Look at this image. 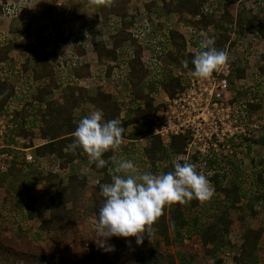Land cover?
<instances>
[{
  "label": "trees",
  "instance_id": "trees-1",
  "mask_svg": "<svg viewBox=\"0 0 264 264\" xmlns=\"http://www.w3.org/2000/svg\"><path fill=\"white\" fill-rule=\"evenodd\" d=\"M95 2L101 3L99 0ZM130 4L131 0H112L102 8V15H99V17H102L105 22L113 24L116 32L122 26V43L131 42L134 45V54L133 57L128 59L127 66L131 92L134 100L140 104L136 109L129 108L124 110L122 105L114 100L110 93L103 91L101 86L98 87L96 95H90L88 87H91L92 83L85 80L90 77L89 71L92 65L88 61L81 63L78 59L75 63L79 65L80 69L75 71L73 84H68V88L72 86L74 88L72 87V90H67V92L69 91L67 97L58 96V99L53 98L45 102V98L50 93L46 91V87L50 85L44 87L46 85L44 82L38 83L37 94L31 95V100L37 103V111L41 113L40 121L42 126L39 127V137L49 140L48 143L36 149V156L39 159L51 156L53 161L58 159L61 170H67L68 166L80 157L83 152L79 147H76L73 152L64 153L67 144H72L74 139L72 133L79 122L76 121L74 113L81 106L90 104L96 110H101L105 121L109 119L122 120L121 126L125 129L140 121L149 130L152 128L153 118L161 108V106L156 104L157 93L155 94V92L157 91L154 88L155 83L150 80L154 74V70L151 69V64L143 60L145 51L149 48L139 44L134 34L126 29L128 26L134 25V20L138 16L137 13H135V16L129 15ZM205 4L213 5L220 17L205 12L203 9ZM143 5L147 15L156 14L158 18L175 15L179 20L190 21V24L193 26V33L189 39V36L181 31L172 29L169 24H158L160 32L165 31L164 36L167 37V60L177 67H184V69L189 70V73L193 68L191 64L193 55L201 50L199 48L202 41L200 34L215 38L214 41L210 42L209 47H215L217 50L225 51L228 47L230 50L235 48L241 49L242 44H244L245 48H251L250 43H245L244 41L241 43L238 38V36L244 33L245 25L255 27V22L258 19L257 16H250L248 19L244 18L248 10L245 0H146L145 2L143 1ZM29 27L30 23H25L24 29L21 32L28 35ZM238 27V36L236 37L235 35L233 37ZM259 27H261V40L263 39L264 42L263 21L259 22ZM117 33L110 36L112 40L111 48L107 47L105 41H98L96 34L93 35L92 51L94 60H97L98 63L106 64V74L108 77H111L116 69H120L117 64L119 50V35ZM160 44L162 46L164 42L162 41ZM9 47H12V45ZM254 47L260 59L257 75L259 79H264V44L262 45L260 42H257ZM9 52L10 50L8 52L0 50V66L10 63ZM82 53L84 52L82 51ZM47 55L46 53L44 54L45 57ZM237 57L238 60L233 62L235 65L234 74L237 79H245L249 72V69H247L248 62H242L239 60L240 57ZM13 68V64H10V72H5L4 77L0 78V114L8 112L10 102L16 96L18 89L16 73L28 72V68H24V66L21 71L16 72ZM46 72L50 76H53V67L50 66ZM147 80L150 81L148 85L149 91L143 92L140 90V85ZM185 80L186 77L174 73L163 80L161 86L164 92L173 98L183 90ZM82 81L85 84H80ZM28 104L27 107L15 111L14 116L20 117L23 120L19 128V134H23L28 139L33 140L34 136L30 129H28V119L26 118V113L27 115L31 114L28 110L33 109V105L31 106V103ZM43 105L45 107L42 109ZM261 106L259 102H248L247 110L255 113L261 109ZM124 112L134 113V116L128 120H123L121 119V115ZM124 135L125 132L122 133V136ZM129 137L132 140L137 139L139 132L130 133ZM246 140L249 141L248 139ZM148 144V147L146 145L143 147V152L147 161L152 165L153 173H156L155 169H157V166H162L166 162L167 164L163 172H167L172 169V161L184 153L186 138L182 136L174 137L171 143L167 144L160 137L152 136ZM112 155L113 153L109 151L104 154V158L108 160ZM215 161L217 160H212L209 164L214 165L216 164ZM103 172L105 173L104 177L95 187H88L87 181L79 178L77 175H70L65 185L61 183L49 195L50 219L45 224H42V230L55 231L52 229L53 227L57 230L64 223L73 222L78 210H82L84 217L91 216L97 218L99 208L102 205V197L99 196L100 185L110 182L108 168H104ZM255 173H257V175L255 174L256 183L251 181L249 184H246L247 180L240 181L234 179L230 187H225L224 183L229 172L227 173V171H224L220 167L215 168L210 166L206 175L216 185L213 189L215 197L212 196L205 204H201V201L193 199L187 202L188 206L186 208L185 203L171 204L172 209L170 210L168 206H165L161 216L157 218L152 226L151 234L149 237L145 236V238L153 237L155 239L154 246L144 248L130 247L120 238H115L118 245L117 249L122 248L124 256L130 258L128 264H194V261L199 257V252L187 241L198 237L204 256L211 258L209 264H228L223 257V250L226 247H230V249L235 248V245L232 244L229 238L233 224L229 211L239 210L255 218H259L264 214V168L260 171H255ZM255 175L252 173V176ZM21 203L22 207H18L21 206L18 204L15 205L12 216L15 217L13 221L18 226V229L25 231L26 229L22 226L34 220L38 207L36 203H27L25 201ZM219 203H222L221 209H218L220 216L217 220L214 219L213 221L214 210L211 206L217 209L219 208L217 206ZM0 219H3L1 213ZM172 231H174V235L171 234ZM39 234L41 237V232ZM161 246H165L166 248L175 246L178 250L173 254L171 251L163 253L159 249ZM239 250V254L231 258L234 264H263V220H260L257 229H248L244 233ZM18 253L20 256H27L30 263L35 262L38 258L32 254ZM12 254V249L2 243V238L0 237V259L8 261ZM104 257H106V254L102 258ZM79 261L83 264H88L86 260Z\"/></svg>",
  "mask_w": 264,
  "mask_h": 264
},
{
  "label": "rangeland",
  "instance_id": "rangeland-1",
  "mask_svg": "<svg viewBox=\"0 0 264 264\" xmlns=\"http://www.w3.org/2000/svg\"><path fill=\"white\" fill-rule=\"evenodd\" d=\"M18 1L20 2L18 5L22 9L20 15L21 17L11 14L0 17V28H3L4 26L8 27V21L17 20V18L22 20L21 25L28 23L32 18H34L33 21L35 23V20H40L39 18L35 19V17H39L41 14L38 13L37 15V8L40 6L43 9L44 6L50 5L48 3L51 2L49 0H47L49 2H43L42 0ZM54 1L56 2L54 5L52 4L53 21L51 20V23L48 24V26H37L35 24V28H33L34 30L30 29L29 35L23 34L21 32L22 29L21 31L8 30L5 34L0 32V50L6 52L10 50L8 57L12 61V63L10 61V63L0 66V78L2 79L4 77L5 72H10V64H13V70L15 72L21 71L23 66L24 68H28L27 73H16L18 78V89L16 96L10 102L8 112L0 114V163L4 161L6 165V170L3 171L0 169V213L1 217L3 218L0 219V237L2 238V243L7 245L13 251L10 259L8 261L0 259V264H83L79 260H86L88 264H128L130 262V258L124 256L122 248L117 249L118 245L116 243L117 240H115V237L108 241V243L113 247V251L105 252L98 246L96 243L99 242V237L97 235L98 217H84L82 210H78L73 222L64 223L57 230L53 227L52 229L55 231H43L41 228L42 224H45L50 219V203L48 199L52 187L50 189V187H46L47 184L44 183L45 187H30L31 189L29 192V187H19L18 184L22 182L21 175L30 176L31 183L37 184L36 181L38 179V172V174L43 175L41 179L48 183L53 176L52 172L55 171L54 168L59 165L57 160L53 161L51 157L38 159L36 156V149L30 151V153L35 156V162L28 163L25 159L24 152L21 150L22 148H32L40 143L39 127L42 126L40 121L41 113L37 111V103L31 100V95L37 94L38 83H46L44 87L50 85L46 87V91L51 93H49L47 100L50 101L53 98L58 99V89L67 87L68 90H72L74 88L73 86V88H68V84H73L75 71L80 69L79 65L75 63L76 60L78 59V61L81 63L88 61L92 66L89 71L90 77L85 81H90L92 83L91 87H88L90 89V95H96L99 89L98 87L101 86L103 91L110 93L113 96V99L122 105L124 110L129 108L136 109L138 105H140L139 102L134 100V96L131 92L132 89L129 81V70L127 66L128 59L133 57L134 45L131 42L122 43V26H120L117 33L113 24L105 22L102 17H99V15H102V10H100V8L102 9L112 0H99L101 1L99 5L102 6H99L98 3L95 2L98 0H75L74 2L69 1L71 5L68 4V0H53V2ZM143 1L145 2L146 0H131L129 9L133 13V16H135V13H137L138 16H136V19L134 20V25L128 26L126 29L134 34V36L138 39L139 44L149 48L145 51L144 55L147 57H153V55H156L160 61L159 71L154 73L150 78V80L155 83L154 88L157 91L155 92V94L157 93L156 104L158 105V103L162 100L161 82L171 74L178 73L184 77H187V73L189 72V70L184 69V67H177L167 60V37L164 36L165 31L160 32L161 30L159 29L158 24H169L172 29L182 30L187 36L190 35L187 30L191 24L188 20H179L175 15L161 16L160 18H158L156 14L147 15V13L144 11ZM245 1L247 2L248 10L244 15V18L248 19L250 16H257L258 19L257 22H255V27H248L245 25L244 33H242L240 36H238V27L237 31L235 32L236 34H234L233 37H235V35L236 37L238 36L241 43L243 41L245 43H250L251 48H245L244 44H242L240 47L241 49L235 48L231 50L230 53L235 61L238 60L237 56H239L240 61L248 62L247 69H249V72L245 79L236 78L235 81H233L237 83L235 84L236 89H240L237 91V100L243 101L246 106L248 102L253 101L259 102L262 105L261 109L255 113L250 112L249 110L245 111V125L249 130V132L246 131V133H250V138H245L249 141L246 140L245 143L240 146L242 148L245 146L247 152L245 153L244 158H250V165H248V167L254 175H257L254 170L257 169L255 170L257 172L264 168V79H259L257 75L260 59L254 45L257 42H260L262 45L264 44L263 39L261 40L260 36L261 27H259V22H264V0ZM3 4H7L6 0H0V10L2 9ZM128 21L130 20L128 19ZM116 33L119 35L117 64L119 65L120 69H116L113 75L108 77L106 74V64L98 63L97 60H94V56H92V40L93 35L96 34L98 36H102V40H105L110 45V36ZM50 41H55V43L61 42L63 46L70 47L69 49H63L64 55L61 56L58 53L56 57L50 61L54 69L53 76H50L46 72L48 67H45L47 62H44L43 55L36 57L34 54L32 55L33 58L30 55L32 52L38 49V45H44L46 42L49 45ZM162 41L164 42V45L161 46L160 43ZM11 45L12 47H9ZM158 46L162 47L160 48V51H156V47ZM23 51L26 54L22 53ZM82 51L84 53H82ZM35 58L41 59L43 64L41 63L36 65V63L33 62ZM33 64L36 66V68H39L38 66L40 65L43 66L42 70L38 69V72L35 73V67L33 68ZM25 65L27 66L25 67ZM62 73L65 75V79L61 77ZM149 83L150 81L148 80L142 83L140 85V90L143 92H148ZM80 84H85V82L82 81ZM68 94L69 91L66 94V97ZM28 103H31V106L33 105V109L31 108V110H28L31 112V114H28V117L26 113V118L28 119V129H30L32 132L34 136L33 139H35L34 141L28 139L23 134H19V128L22 125L23 120L20 117L14 116L15 111L27 107V105H29ZM44 107L45 106L43 105L42 109ZM91 111H96V109L91 105L88 106L87 104L81 106L75 112L76 121H79L83 116L87 115ZM131 116H134V113L124 112L123 120ZM134 132H139V137L137 139H141V141H137L136 143H132L130 141L132 139H130L129 134ZM151 132L152 128L151 130L145 128L143 123L140 121L132 127H128L125 131V135L122 136L120 146L115 152L116 157L131 159L141 170L153 172L152 165L147 161L143 152V147L146 145V139L149 138ZM254 139L256 142L259 141V143H261V148H259L262 150L261 163L256 159V153L254 154V158L251 156L253 154L251 152H254ZM2 154H14L15 159L20 163L19 167L24 169V173L20 172L19 174L16 172L17 174H15V171H11V164L14 162L5 160L1 156ZM242 157L243 155H241V148H237L234 157L229 159L235 160L234 163L228 161H224L223 163L221 159V161H215L216 164L210 165L209 163L212 160H209L208 165L204 168V174L206 175V172L210 169V166L215 168L220 167L224 171H227V173L229 172V175H231L230 179L234 180L235 176L238 174V171L235 169V167L239 166L238 168H240ZM166 164L167 162L162 166H157V169H155L156 173H163ZM250 173L247 172L245 174L244 180H247L246 184H249L251 181H254V183L257 182L256 175L252 176ZM61 177L63 176L61 175ZM62 179L65 182L68 181V175L64 176ZM211 183L212 182L210 181L211 187H216L214 183L212 185ZM214 195L215 193H213V197H215ZM34 196L37 197V200L39 199V203L37 204V215L32 222L26 223L24 226H22L26 229L25 231H23V229L19 230L18 226L13 221L15 218L12 216L13 210H15L14 207L17 204L21 205L18 207H22L21 202L24 201L30 203L28 201H30V198ZM187 202L188 201L184 202L186 204L185 208L188 206ZM206 202H208V200L201 201L200 203L205 204ZM167 206L169 210L172 209L171 205ZM217 206H219L217 209H215L214 206H211L214 210L213 221L214 219L217 220L220 216V211L218 209H221L222 203H219ZM259 223L260 222L255 224H247L243 227H257L259 226ZM242 230L232 227L230 232V234L233 235L232 239L234 241H238L237 245H240L241 243L239 235L242 233ZM40 232L41 237L39 236ZM171 234L174 235V231H172ZM120 239L126 243L123 238ZM131 240L132 243L130 245L127 243L126 244L130 247L139 248L154 246L156 242L153 237L144 238L143 243L137 246L135 244V238H131ZM187 242H190L194 249H197L199 252V257L194 261V264H209L211 262V258L204 256L198 237H194L192 240ZM159 249L163 253H168L171 251L172 254L178 250L175 246L169 248L161 246ZM18 252L26 253L27 255L32 254L38 258L35 260V262L30 263L28 262L27 256H20ZM223 252V257L228 262V264H234L231 258L238 253L237 248L230 249V247H226L224 248ZM105 254L106 257L102 258ZM262 255H264V251H262Z\"/></svg>",
  "mask_w": 264,
  "mask_h": 264
},
{
  "label": "clouds",
  "instance_id": "clouds-1",
  "mask_svg": "<svg viewBox=\"0 0 264 264\" xmlns=\"http://www.w3.org/2000/svg\"><path fill=\"white\" fill-rule=\"evenodd\" d=\"M199 48L192 57L189 74L192 78L206 79L226 62L227 53L203 41ZM124 131L119 119L105 121L102 111L96 110L83 116L72 133V146L87 154L97 168L111 162L110 182L101 184L99 189L102 205L98 211L96 243L105 252L114 250L108 243L113 237L123 238L129 245L131 238H135V244L141 245L165 206L193 199L207 201L214 191L207 176L182 157H176L172 169L163 173L141 170L131 159L117 158L115 152ZM109 151L113 155L106 160L103 157Z\"/></svg>",
  "mask_w": 264,
  "mask_h": 264
},
{
  "label": "built area",
  "instance_id": "built-area-1",
  "mask_svg": "<svg viewBox=\"0 0 264 264\" xmlns=\"http://www.w3.org/2000/svg\"><path fill=\"white\" fill-rule=\"evenodd\" d=\"M18 4V0H9L7 4H3L0 17L7 14L21 17L22 9ZM203 9L220 17L211 4H205ZM189 26L188 39L193 33V26ZM200 38L208 46L215 40L201 34ZM160 48L162 47H156V51H160ZM225 52L226 62L210 77L196 79L188 72L183 90L173 98L161 89L162 100L158 103L161 108L153 118L151 136H158L167 144L171 143L174 137L186 138L184 153L179 157L195 164L196 170L202 173L205 172L204 168L209 160H221L231 156L237 145L243 144L245 138H250L245 125L247 106L243 101L237 100V91L240 89H236L237 83L233 82L236 79L233 64L235 60L229 47ZM146 57L144 55L143 60L151 64L154 73L159 71L158 57ZM1 156L5 160H14V154ZM25 159L28 163L35 162V156L30 152L25 153ZM0 169L6 170L4 161L0 163Z\"/></svg>",
  "mask_w": 264,
  "mask_h": 264
},
{
  "label": "crops",
  "instance_id": "crops-1",
  "mask_svg": "<svg viewBox=\"0 0 264 264\" xmlns=\"http://www.w3.org/2000/svg\"><path fill=\"white\" fill-rule=\"evenodd\" d=\"M9 0H6V2H8ZM17 1V0H16ZM43 2H49V1H51L50 3H48V4H50V5H48V6H44L43 7V9H42V7H38L37 8V15H38V13L40 14L39 15V17H35V19H37V18H39L40 20H38V21H36L35 20V23H34V21H33V19L34 18H32L31 19V21H29L28 23H30V27H29V29H28V35H29V33H30V29L31 30H34L33 28H35L34 27V25L36 24L37 26H48V24H50L51 23V20H52V12H53V5H54V3L56 2V1H54L53 2V0H49V1H47V0H42ZM74 2L75 0H68V2ZM68 3L69 5H71V3ZM53 4V5H52ZM100 3H98V5H99ZM41 6H43V5H41ZM99 6H102V5H99ZM100 10H102L101 8H100ZM1 11V10H0ZM128 13H129V15H132V12L130 11V9H129V11H128ZM36 15V14H35ZM169 16H171V15H169ZM175 18V17H174ZM54 19V18H53ZM16 22V23H14V22ZM22 20H20L19 18H17V20H12V21H8V27L10 28H8V27H6V26H4L3 28H0V32H3V34H5L6 33V31H8V30H13V31H15V30H17V31H21V29H22V31H23V29H24V25H21V22ZM53 21V20H52ZM1 24H3V23H1ZM11 24V25H10ZM25 24V23H24ZM11 26V27H10ZM23 27V28H22ZM38 30V29H37ZM175 30H178V29H175ZM178 31H181V32H183L182 30H178ZM184 34H186L185 32H183ZM24 34V33H23ZM103 38H102V36H98L97 35V40L98 41H105V40H102ZM111 43H110V45L105 41V43H106V45H107V47L108 48H111L112 47V40L110 41ZM51 43V44H50ZM50 43H49V45H48V43L46 42L44 45L42 44H40V45H38L37 46V48L38 49H36V51H34V52H32V54H30L31 56L32 55H34L35 54V56L36 57H39V55H43V60H44V62L46 61L47 62V64H45V67H50V66H52L53 67V65H51V63H50V61L51 60H53V58H55L56 57V55L59 53V55H64V50L65 49H69L70 47H68V46H63V44L60 42V43H55V41L54 42H52V41H50ZM13 44V43H12ZM52 45V46H51ZM66 45H68V44H66ZM52 48V49H51ZM13 49V48H12ZM64 49V50H63ZM63 50V51H62ZM22 53H25L24 51L22 52ZM39 53V54H38ZM48 54L46 57L44 56V54ZM26 54V53H25ZM27 55H29V54H27ZM24 56V55H23ZM92 56H94L93 55V51H92ZM32 58H33V56H32ZM33 62H35L36 63V65H39V64H43V62L41 61V59H39V58H35V60H33ZM34 65V64H33ZM35 67V73L36 72H38V69H41L42 70V67L43 66H38L39 68H36V66L34 65L33 66V68ZM45 69V68H44ZM42 74H45V73H42ZM61 77H63L64 79L66 78L65 77V75H63V73H62V76ZM65 88V89H64ZM59 91V95L58 96H65L66 97V94L68 93L67 92V87H62V89H58ZM56 93V92H55ZM89 93H90V89H89ZM94 96V95H93ZM48 97V96H47ZM47 97L45 98V101H49V100H47ZM88 106L90 105V104H87ZM76 112V111H75ZM76 114L74 113V116H75ZM133 116H131V117H129V118H125V120H128V119H130V118H132ZM124 117H123V114L121 115V119H123ZM130 127H132V126H130ZM129 127V128H130ZM127 129V128H126ZM126 129H125V131H126ZM124 131V132H125ZM150 137H152L151 135L149 136V138L148 139H146V146L148 147V143H149V140H150ZM39 139H40V143L39 144H37V145H35L34 147H28V148H22L21 150H22V152H24V155H25V153L26 152H30V151H32V150H34V149H37L38 147H40V146H42V145H44V144H46V143H48L49 142V140H47V139H41L40 137H39ZM35 139H33V141H34ZM36 140H38V139H36ZM132 143H136L137 141H141V139L140 140H138V139H134V140H130ZM258 142V143H257ZM255 141V139L253 140V145H254V147H253V150H254V152H251V153H253L251 156L254 158L255 157V153H256V159L257 160H259V162L261 163V158H262V150L261 149H259V148H261V143H259V141ZM244 143H245V140H244ZM240 146H242V144L241 145H237V147H235L234 148V153L231 155V156H227V157H223V158H225V159H223L222 158V161H223V163H224V161H228V162H231V163H234V161L235 160H229V159H232V157H234V155H235V153H236V149L238 148H241V155H243V157L241 158V165H240V168H238V167H235V169L238 171V174L235 176V179L237 180V179H239L240 181H243L244 180V177H245V174L248 172V173H250L251 171H250V169H249V167H248V165H250V163H249V161H250V158H244V155H245V153L247 152L246 151V149H245V146L242 148V147H240ZM256 147H257V149H256ZM263 147V146H262ZM76 148V147H75ZM73 146H72V144L70 143V144H67V148H65L64 149V153H70V152H73V150L75 149ZM264 148V147H263ZM47 158H49V157H51V156H46ZM45 157V158H46ZM38 158V157H37ZM52 158V157H51ZM104 158V157H103ZM39 159V158H38ZM41 159V158H40ZM43 159V158H42ZM105 159V158H104ZM243 159V160H242ZM57 160V162L58 163H60V161H58V159H56ZM217 161H221V160H217ZM11 162H14L13 164H11V171H15V174H17V173H19L20 174V172H23L24 173V169H21L20 167H19V162L15 159V157H14V160L13 161H11ZM59 166V165H58ZM58 166H56L55 168H54V170L55 171H53L52 172V174H53V176H52V178L49 180V182L47 183L46 181H43L42 179H41V177L43 176V175H40V174H38L37 173V175H38V179H37V181H36V183L37 184H32L31 183V177L30 176H26V175H21V178H22V184L21 183H18L19 184V187H29V192H30V187H45V184L44 183H46L47 184V186L46 187H50V189H51V187H52V190H51V193L50 194H52L55 190H56V188L62 183L63 185H65V183L67 182H65V181H63V177L64 176H67L68 175V177L70 176V175H77L79 178H83V179H85L86 181H87V183H88V187H95L97 184H98V182L104 177V172H103V169L104 168H109L110 166H111V162H109V164H107L105 167H103V168H97L96 166H95V163H93V162H90V160H89V158H88V156H87V154H85L84 152H82V154H81V156L80 157H78L73 163H71L69 166H68V168H67V170H61V168L60 167H58ZM255 170H257V169H255ZM255 170H254V172H255ZM17 172V173H16ZM250 174H252V172L250 173ZM61 175L63 176V177H61ZM241 176V177H240ZM243 176V177H242ZM230 177H231V175H228V177H227V179H226V181H225V183H224V186L225 187H230L231 186V183L233 182L232 180L233 179H230ZM44 184V185H43ZM213 184V182L211 183V185ZM214 186V185H213ZM18 187V186H17ZM212 188H214V187H212ZM213 193H215L214 191H213ZM31 194V193H30ZM31 200L30 201H28V202H30V203H36V205L39 203V199L37 200V197L36 196H34V197H32V198H30ZM229 214H230V218H231V220L233 221V224H232V227H236V228H238L239 230L241 229H243L241 232L243 233H241L240 235H239V239H241V241H242V238H243V235H244V233L248 230V229H257L258 228V226L257 227H243L244 225L246 226L247 224H255V223H257V222H260V220H263L264 221V214H262L259 218H255V217H253V216H250V215H247L246 213H243L242 211H239V210H231V211H229ZM252 222H254V223H252ZM259 225V224H258ZM231 230H232V228H231ZM232 234H230V236H229V238H230V240L232 241V244L233 245H235V249L237 248V250H238V253L237 254H239V252H240V250H239V245H237L238 244V241H234L233 239H232ZM240 241V242H241ZM237 245V246H236ZM237 254H235V255H237Z\"/></svg>",
  "mask_w": 264,
  "mask_h": 264
}]
</instances>
